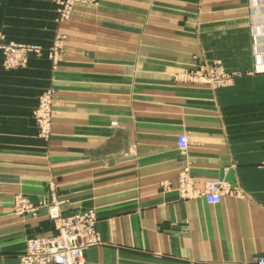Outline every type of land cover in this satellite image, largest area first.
I'll list each match as a JSON object with an SVG mask.
<instances>
[{"label":"crops","instance_id":"1","mask_svg":"<svg viewBox=\"0 0 264 264\" xmlns=\"http://www.w3.org/2000/svg\"><path fill=\"white\" fill-rule=\"evenodd\" d=\"M57 0H2L0 30L48 46ZM57 68L46 56L0 63V264H21L31 237L56 233L47 205L17 214L22 194L63 215L94 208L101 243L86 264H255L264 257V71L253 53L264 0H99L77 3ZM220 60L226 84L175 74ZM56 89L53 130L33 112ZM187 133L185 151L178 135ZM198 186L239 187L212 204Z\"/></svg>","mask_w":264,"mask_h":264},{"label":"built area","instance_id":"2","mask_svg":"<svg viewBox=\"0 0 264 264\" xmlns=\"http://www.w3.org/2000/svg\"><path fill=\"white\" fill-rule=\"evenodd\" d=\"M72 0H63L59 12L66 15L72 10ZM257 71H264V32L257 34L253 45ZM39 52L34 46L24 43L0 41V63L6 67L24 65L28 60V52ZM193 80L211 85H222L232 79L234 73L224 70L219 64L212 69L197 71ZM192 78V75L190 76ZM49 96H42L36 110V120L41 137L48 138L51 134V113L48 102ZM190 144L187 133L178 135V145L185 151ZM235 188L219 178L207 180L203 186H198L195 178L185 167L179 175V191L185 198L204 197L209 203L222 201L226 193H233ZM15 204L21 211L35 212V206L29 198L22 194L15 197ZM49 215L56 226V233L49 236L33 237L28 240L27 249L21 255L22 264H85V249L99 244L97 232L98 215L96 210L89 208L70 215L61 213L59 203L49 207ZM255 264H264V257L256 260Z\"/></svg>","mask_w":264,"mask_h":264},{"label":"rangeland","instance_id":"3","mask_svg":"<svg viewBox=\"0 0 264 264\" xmlns=\"http://www.w3.org/2000/svg\"><path fill=\"white\" fill-rule=\"evenodd\" d=\"M1 1L2 0H0V3H1ZM62 1L63 0H57V10H56V16H55V23H56L57 29H56L55 35L52 38L51 44L48 45V46H44V45H42L40 43L25 42V41H19V40L13 39V38L8 37V35L4 31L0 30V41L1 42H3V41L4 42H9V43L10 42H15V43L19 42V43L27 44L29 47L34 46L35 48L39 49V52H36V51H29L28 52V54H27L28 60H27V62L24 65L14 66V67H11V68L26 66L28 64L29 57L32 56V55L39 56V57H42V56L48 57L52 61V66L54 68H57L59 63L63 59L64 51H65V41L67 39V34L62 29V23H64L65 21H67V20H69L71 18L72 14H73V11H74V7H75V5L77 3H80V2H83V3H97L99 0H72L71 1V2H73L72 3V10H71V12H69L66 15H62L59 12V7H60ZM253 53H254V50H253ZM216 64H219L224 70L229 72V70L226 69V67L224 66L222 61L216 60V61H213V62H199L196 65H192L190 67H187L183 71H180V72L176 73L175 74V78L177 80H180V81L182 80V81L200 83L197 80H193L194 79L193 75H195L196 72L200 71L201 69H212L213 66L216 65ZM191 75H192V78H190ZM207 84H209V83H207ZM224 84H226V83H224ZM213 86H219V85H213ZM47 95L49 96V99H48L49 103L48 104L50 106V113H51V134H50V137L52 135V130H53L54 101H55V96H56V89L53 86H48V87L45 88V90L42 93H40L39 98H38V104H37V106H36V108H35V110L33 112V117H34L35 122H36L38 135L40 137H41V135L39 134V125H38V122L36 120V110L39 107L40 99L42 98V96H47ZM50 137H48V138L42 137V138H44L46 140H49ZM233 188H235V190H234L233 193H230V194H234V195H237V196L244 195L243 190L240 189L239 187L235 186ZM31 202L35 206H38V207L43 206V205H47L48 209H49V207L52 204L56 203V202L48 203L47 201H39V202L31 201ZM15 203L16 202L14 201V212L15 213L24 214L26 212H30V211H26V210L25 211H21L20 209H18L16 207ZM97 232L99 234L98 229H97ZM31 238H33V237H31ZM99 238H100V235H99ZM100 242H101V239H100ZM95 245H98V244H95ZM21 259H22V257H21ZM84 259H85V255H84ZM21 264H22V262H21ZM85 264H86V261H85Z\"/></svg>","mask_w":264,"mask_h":264}]
</instances>
